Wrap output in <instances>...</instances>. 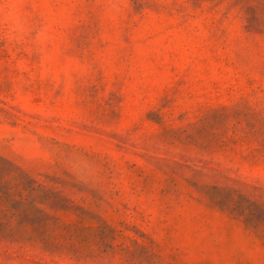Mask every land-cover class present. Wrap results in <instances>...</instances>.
<instances>
[{
  "label": "rangeland",
  "instance_id": "374dc122",
  "mask_svg": "<svg viewBox=\"0 0 264 264\" xmlns=\"http://www.w3.org/2000/svg\"><path fill=\"white\" fill-rule=\"evenodd\" d=\"M0 264H264V0H0Z\"/></svg>",
  "mask_w": 264,
  "mask_h": 264
}]
</instances>
